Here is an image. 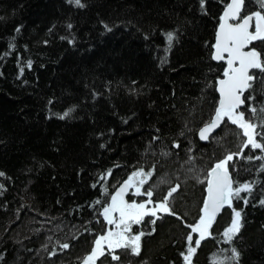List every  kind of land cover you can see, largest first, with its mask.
I'll return each mask as SVG.
<instances>
[{"label":"trees","instance_id":"16d2710c","mask_svg":"<svg viewBox=\"0 0 264 264\" xmlns=\"http://www.w3.org/2000/svg\"><path fill=\"white\" fill-rule=\"evenodd\" d=\"M84 4L0 0V264H82L106 226L96 219V201H107L132 171L153 164L151 183L161 176L179 182L173 208L192 223L206 182L190 180L188 169L199 173L240 148L242 130L228 122L207 143L198 137L219 100L225 65L212 52L225 0H207V11L199 0ZM169 30L178 35L170 47ZM256 76L250 103L259 106L264 73ZM260 154L249 146L230 162L235 179L256 184L248 204L234 202L243 210L240 232L233 243L223 240L227 206L193 264L231 256L233 246L240 264H264V160L247 159ZM109 168L111 175L101 178ZM141 228L140 253L117 250L120 264H184L189 228L179 216L166 214L154 225L147 217ZM97 264L116 262L105 253Z\"/></svg>","mask_w":264,"mask_h":264},{"label":"snow or ice","instance_id":"6c2138e0","mask_svg":"<svg viewBox=\"0 0 264 264\" xmlns=\"http://www.w3.org/2000/svg\"><path fill=\"white\" fill-rule=\"evenodd\" d=\"M72 2L80 7L86 6L84 0H72ZM252 2L257 7L255 10L246 11V0H225L226 6L219 17L212 56L216 61L226 62V66H223L222 77H217L218 104L209 121L199 129V136L207 140L209 134L222 122L231 121L238 126V130H242L238 132L241 135V144L239 151L235 153L228 151L223 158L217 159L207 169H200L203 173L202 179L206 182V194L198 217L194 222L189 223L174 211L173 193L180 188L179 182L168 187L162 198L154 199V189L160 188L162 184H172V181L161 176L155 184L146 186L155 173L156 165L153 164L147 170L143 167L136 168L123 183L118 184L115 191L109 193L110 199L105 202L96 201L101 204L98 209L101 215L96 219L102 224L106 222V226L105 230L95 237L94 246L83 257L82 264H97L105 253H108L116 264H120L121 257L117 252L118 249L130 250L133 254H139L141 238L145 232L142 228L134 230L133 226L145 223L146 217L154 225L155 218L163 213L179 216L180 220L190 229L185 236L186 250L181 253L184 264H193V257L202 241L214 236L213 224L225 206L231 209V222L224 227L222 238L233 243L243 223V210L238 208L234 202L241 200L244 204H248L256 184L254 180L235 179L230 170V162L237 156H244V149L249 146L251 149L261 150V154L258 157L247 156L248 160H264V101L259 106L250 103L255 100L257 81L255 71L250 70H260L264 73V0H252ZM199 4L202 10L207 11V0H199ZM101 23L106 29L109 28L106 22L101 21ZM68 27L71 28L72 24L69 23ZM177 38L175 30L167 31L166 40L169 47ZM9 46L15 47L14 44ZM28 66H31V61ZM260 79L264 80V76ZM244 109H249L252 115L246 116ZM71 110V108L67 109L62 115H69ZM153 139H158V137ZM149 143L151 144V141ZM173 143L177 148L180 147L179 141H173ZM167 154L169 153L165 151V155ZM260 169H264V163L260 164ZM111 173L112 169L109 168L100 176L104 178L105 175L110 176ZM0 175L4 173L0 172ZM2 187L4 185L0 184V188ZM132 189L137 196L143 194L146 198L137 200L128 197L127 194ZM103 191L108 193L106 185ZM259 203L264 204V199L259 200ZM152 231H155L154 227ZM194 234L197 235L194 236ZM59 243L57 241V244ZM42 247L45 246L42 245ZM62 247L66 249L70 245L65 242ZM230 251L231 256L216 255L213 264H240V250L233 246ZM54 254V251L49 252V255ZM2 255L3 253H0V256Z\"/></svg>","mask_w":264,"mask_h":264},{"label":"rangeland","instance_id":"374dc122","mask_svg":"<svg viewBox=\"0 0 264 264\" xmlns=\"http://www.w3.org/2000/svg\"><path fill=\"white\" fill-rule=\"evenodd\" d=\"M245 110V109H244ZM203 173H201V172H199V173H197V171L195 170H193V169H188V175H189V179L190 180H193V181H195L196 183H202V184H204L205 183V181H203V179H202V177H203V175H202ZM176 177H177V179L179 180V179H182V178H180V176L179 175H175ZM168 180H170V181H172V184H162L161 185V187L160 188H158V189H154V199H160V198H162L165 194H166V192H167V189H168V187H171L170 185H173V184H175V180L173 179V180H171V179H168ZM173 181H175V182H173ZM183 181H186L185 179H183ZM157 181H155V183H156ZM154 183H151V181H148L147 182V184H146V186H152ZM178 190V189H177ZM142 195V197H140V198H137V197H135V199H137V200H139V199H142V198H146V197H144L143 196V194H141ZM176 196V195H175ZM173 201H174V199H173ZM198 214V213H197ZM191 216H192V214H191ZM198 216V215H197ZM197 216H192L189 220L191 221V222H194V220L196 219V217ZM147 218V217H146ZM146 218H145V220H146ZM135 226L136 225H134L133 227H134V230H137V228H135ZM139 229H141V225H140V228ZM188 230V229H187ZM119 250V249H118Z\"/></svg>","mask_w":264,"mask_h":264},{"label":"bare ground","instance_id":"6f19581e","mask_svg":"<svg viewBox=\"0 0 264 264\" xmlns=\"http://www.w3.org/2000/svg\"><path fill=\"white\" fill-rule=\"evenodd\" d=\"M246 7H248L249 8V10H255V8L257 7L256 6V4H254L253 2H252V0H246ZM249 10H246V11H249ZM246 11H245V14H246ZM255 73H256V75L258 74V70H256L255 71ZM218 98H219V96H218ZM219 101V100H218ZM217 101V102H218ZM189 149V152L191 151V149L190 148H188ZM175 203V199H174V201H173V204ZM166 214H170V213H163V214H161L158 218L160 219L162 216H164V215H166ZM158 218H155V219H158ZM136 226H138V227H140V225H136ZM188 231H190V229H188ZM195 235H197V234H194V236ZM206 239V238H205ZM203 242V241H202Z\"/></svg>","mask_w":264,"mask_h":264},{"label":"water","instance_id":"95a60500","mask_svg":"<svg viewBox=\"0 0 264 264\" xmlns=\"http://www.w3.org/2000/svg\"><path fill=\"white\" fill-rule=\"evenodd\" d=\"M214 51V50H213ZM213 60L215 61V62H222V61H216L215 59H214V57H213ZM250 71H255V70H250ZM216 91H217V94H218V96H219V92H218V88L216 87ZM224 122H222V124H223ZM222 124L220 125V126H218L216 129H214L213 130V132L211 133V134H209V137L211 136V135H213L214 133H216L219 129H220V127L222 126ZM198 137H199V139L203 142V143H207L208 142V140L209 139H207V140H204V139H201V137L199 136V132H198ZM226 207V206H225ZM222 213V212H221ZM220 213V214H221ZM220 214H218V216L220 215ZM218 216H217V218H218Z\"/></svg>","mask_w":264,"mask_h":264},{"label":"flooded vegetation","instance_id":"af4514ba","mask_svg":"<svg viewBox=\"0 0 264 264\" xmlns=\"http://www.w3.org/2000/svg\"><path fill=\"white\" fill-rule=\"evenodd\" d=\"M127 195H128V197H130V198H132V199H135V197H137V198L142 197V195L137 196V195L135 194L134 189L130 190V192H129Z\"/></svg>","mask_w":264,"mask_h":264}]
</instances>
